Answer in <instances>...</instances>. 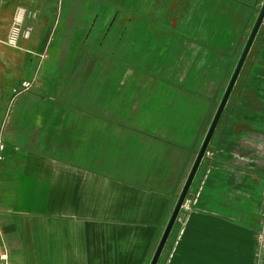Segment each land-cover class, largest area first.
Returning a JSON list of instances; mask_svg holds the SVG:
<instances>
[{"label": "crops", "instance_id": "obj_1", "mask_svg": "<svg viewBox=\"0 0 264 264\" xmlns=\"http://www.w3.org/2000/svg\"><path fill=\"white\" fill-rule=\"evenodd\" d=\"M0 1L46 54L0 62L10 263L151 264L264 0H163L161 15L140 13L157 0ZM66 60L90 75L120 64L116 108L77 105L91 83L66 106L27 75ZM263 186L264 19L157 264H255Z\"/></svg>", "mask_w": 264, "mask_h": 264}, {"label": "rangeland", "instance_id": "obj_2", "mask_svg": "<svg viewBox=\"0 0 264 264\" xmlns=\"http://www.w3.org/2000/svg\"><path fill=\"white\" fill-rule=\"evenodd\" d=\"M4 1H0V7L4 8ZM163 0L157 1H141L139 8L140 13L163 14ZM19 9V8H18ZM23 12V13H22ZM18 10L13 16H0V62L5 63L6 60L10 62L15 61V57H34L40 63L44 59L46 54L44 50H34L32 52L30 49L24 48L21 44L22 39H28L31 36L32 29L29 25H26L28 16L24 14V11ZM15 27L20 28L21 35L18 38L16 43L12 42L13 29ZM29 31L28 36H25L26 32ZM89 44L92 43L89 42ZM114 51V50H113ZM107 54L112 52V50L103 49L102 51L99 48L93 49H82L78 50L73 48L71 50L72 56H91L95 53L99 55ZM17 62V61H16ZM66 64L53 65L50 63L47 66L44 65H33L28 67L27 75L30 79L36 80L37 89L45 90V92L54 98L60 97L63 101L66 102V106L73 105L75 100V94L80 95V92H75V86H84L86 83H91L92 90L88 89L86 97H82L77 100L76 104L81 107L87 108H116L117 105V78L118 74L121 72L122 66L117 63L107 64L104 66L103 72H92V74L86 73L83 68L81 71L72 70L70 73V65L68 61H64ZM23 64V63H22ZM19 61V67H26L22 65ZM107 69L105 70V68ZM34 69V70H32ZM119 72V73H118ZM115 78V79H113ZM108 83V84H107ZM108 85V89L101 91V86ZM80 88H78L79 90ZM60 90V91H59ZM82 90V88L80 89ZM103 92V93H102ZM55 93V94H54ZM57 93V94H56ZM121 97L124 96L123 93L120 94ZM55 98V99H56ZM54 99V100H55ZM52 100V99H51ZM56 101V100H55ZM263 258V256H262ZM257 262V257H256ZM264 262V258H263ZM256 264V263H255Z\"/></svg>", "mask_w": 264, "mask_h": 264}, {"label": "water", "instance_id": "obj_3", "mask_svg": "<svg viewBox=\"0 0 264 264\" xmlns=\"http://www.w3.org/2000/svg\"><path fill=\"white\" fill-rule=\"evenodd\" d=\"M263 19H264V2H263L262 6H261V8H260V10L258 12L256 20H255V22L253 24L251 32H250V34L248 36V39L246 41V44H245V46L243 48V51H242V53L240 55V58H239L237 64L235 66V69H234V71L232 73V76H231L230 81H229V83L227 85L225 93H224V95H223V97H222V99H221V101L219 103V106H218L217 111H216V113H215V115L213 117L211 125L208 128V131H207V133L205 135V138H204V140L202 142L200 150L197 153V156H196V158H195V160H194V162L192 164V167H191V169L189 171V174L187 176V179L185 181L183 189H182V191H181V193L179 195V198H178V200L176 202V205L174 207V210L172 212L170 220H169V222L167 224V227H166V229L164 231V234H163V236H162V238H161V240H160V242H159V244H158V246L156 248V251H155V254H154L153 259L151 261V264H157L158 263V260H159V258L161 256L162 252H163V249H164L166 241H167V239L169 237V234H170V232H171V230H172V228H173V226L175 224V221H176V219L178 217L180 208H181V206H182V204H183V202H184V200H185V198H186V196L188 194V191H189V189L191 187L192 182L194 181V178H195L196 173H197V171L199 169V166H200V164H201V162H202V160H203V158L205 156V153H206V150H207L208 145L210 143V140L212 138V135H213V133H214V131L216 129V126L218 124V121H219L222 113H223V110H224V108H225V106H226V104H227V102L229 100L231 92H232V90H233V88L235 86V83H236V81L238 79V76H239L241 70H242V67H243V65L245 63V60H246V58L248 56V53H249V51L251 49V46H252V44H253V42H254V40L256 38V35H257L258 31H259V28H260V26H261V24L263 22Z\"/></svg>", "mask_w": 264, "mask_h": 264}, {"label": "built area", "instance_id": "obj_4", "mask_svg": "<svg viewBox=\"0 0 264 264\" xmlns=\"http://www.w3.org/2000/svg\"><path fill=\"white\" fill-rule=\"evenodd\" d=\"M29 31L26 32L25 36H28ZM21 32L19 27H15L13 29L12 34V42L16 43L18 38L20 37ZM32 87V81L24 80L21 83V86L14 89V92H20L22 90H29ZM6 139L4 136V126L0 124V165L2 164L3 160L6 156ZM264 249V186H263V207L260 211V228L258 231V251L256 254L257 262L256 264H264L262 258V250ZM0 264H11L10 257H9V249L7 244L0 240Z\"/></svg>", "mask_w": 264, "mask_h": 264}]
</instances>
